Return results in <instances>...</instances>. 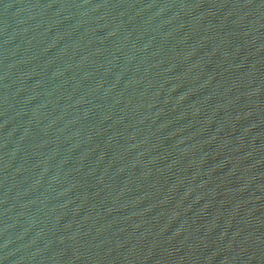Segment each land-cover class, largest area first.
<instances>
[{"label": "water", "instance_id": "water-1", "mask_svg": "<svg viewBox=\"0 0 264 264\" xmlns=\"http://www.w3.org/2000/svg\"><path fill=\"white\" fill-rule=\"evenodd\" d=\"M0 264H264V0H0Z\"/></svg>", "mask_w": 264, "mask_h": 264}]
</instances>
